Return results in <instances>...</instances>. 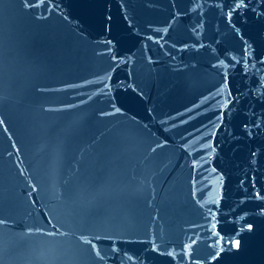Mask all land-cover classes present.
Returning a JSON list of instances; mask_svg holds the SVG:
<instances>
[{"label":"water","instance_id":"95a60500","mask_svg":"<svg viewBox=\"0 0 264 264\" xmlns=\"http://www.w3.org/2000/svg\"><path fill=\"white\" fill-rule=\"evenodd\" d=\"M0 264H264V0H0Z\"/></svg>","mask_w":264,"mask_h":264},{"label":"snow or ice","instance_id":"6c2138e0","mask_svg":"<svg viewBox=\"0 0 264 264\" xmlns=\"http://www.w3.org/2000/svg\"><path fill=\"white\" fill-rule=\"evenodd\" d=\"M236 246H238V242H237V245Z\"/></svg>","mask_w":264,"mask_h":264}]
</instances>
